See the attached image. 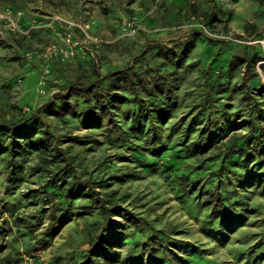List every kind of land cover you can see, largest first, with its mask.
<instances>
[{"label":"rangeland","instance_id":"rangeland-1","mask_svg":"<svg viewBox=\"0 0 264 264\" xmlns=\"http://www.w3.org/2000/svg\"><path fill=\"white\" fill-rule=\"evenodd\" d=\"M206 11L219 18L214 28L200 23ZM246 23L256 24V35L244 34ZM66 34L78 44L71 47L65 42ZM191 34L218 42L197 39L179 58L157 60L170 66L162 76L172 72L176 76L173 83L171 76L166 77L171 81L169 100L174 103L167 109L170 113L157 120L161 140L150 139L143 130L120 129L117 119L103 120V127L97 129L86 128V120L75 115L56 118L41 113L43 128L32 121V135L20 139L24 146L39 136V130L52 131L62 149L68 145L67 137L79 140L71 150L79 161L76 172L66 167L62 174L64 184L72 186L64 204L58 205L57 198L53 204L45 203L55 180L49 171L38 168L37 152L28 145L17 156L10 179L3 160L5 145L0 142V264H80L88 254L99 264H264V147L250 160L240 157L239 166L232 168L236 171H229L222 191L231 206L218 216L203 206L197 189L186 187L181 193L176 184L181 173L189 170V175L198 176V183L214 185L217 163L201 164L188 157L193 154L189 150L178 171L161 167L184 148L175 136L168 137L170 126L195 128L191 141L206 126L195 124L209 118L206 132H211L209 139L216 146L231 131H248L247 100L264 101L262 0H0V118L19 120L23 112L41 108L56 96L72 102V87H79L76 82L94 77L91 61L98 60L103 75L128 61L136 72L141 51L185 44ZM243 45L260 49L262 58L254 70L237 66L233 59ZM207 62L215 65L210 73L228 72L229 77V97L219 92L214 103L205 94ZM146 82L155 84L150 77L137 84ZM120 83L115 81L113 86ZM148 127V122H142V128ZM184 132L181 129L178 135ZM132 154L141 156L145 167L132 163ZM129 169L137 176L119 182L108 179L101 182L106 187L97 188L101 195L105 192L118 199L122 210L111 213L102 229L96 224L103 220L104 208L82 196L79 182L120 176ZM202 169L205 175L199 176ZM5 205L11 206L8 211L3 210ZM57 208L63 222L37 250L49 211ZM96 235L101 250L94 254L91 245Z\"/></svg>","mask_w":264,"mask_h":264},{"label":"trees","instance_id":"trees-1","mask_svg":"<svg viewBox=\"0 0 264 264\" xmlns=\"http://www.w3.org/2000/svg\"><path fill=\"white\" fill-rule=\"evenodd\" d=\"M262 1L264 3V0ZM196 13V8H192V14L196 15ZM201 17L202 19H200V23L212 28H214V24L219 21L216 13L212 11L203 12ZM75 30L77 31L78 29L75 28ZM242 30L248 37L256 35L258 32L256 24L253 23L244 24ZM197 39L200 41L207 40L210 44L218 42V40L215 41L212 38H207L204 34L200 36L191 34L190 39L185 44H175L171 48L159 46L151 47L143 53L141 51L140 62L136 72L129 67L130 61H128L125 62L119 70L109 71L103 75L99 72L98 60L91 61L93 64L92 73L94 77H91L90 79L88 78L87 82H76L79 84V87H72L73 94L70 98L73 99L72 102L56 96L54 97V101H52L53 98L48 100L41 108L38 107L35 110H32V112H23V117L19 120H5L0 118V142L5 145L3 148L6 152V156L3 160L6 169L9 172L10 179L16 168L17 156L20 153H23L22 151H25L23 149H27L26 146L28 145V147H31L37 152L39 159L37 163L38 168L41 171H49L51 175L53 174L52 177L54 179L52 177L51 179L55 180L52 182L53 186H49L50 192L47 194L48 198H46L45 203H49L48 205L53 204L52 201L57 198L58 205H61V203L64 204L65 200L69 199L68 195L71 193L72 186L64 184L65 180L62 174L66 170L64 169L66 167H68V170L70 169L72 173H74V171L76 172L79 161H77L76 154H72L71 150L73 148V143L79 140L67 137L68 145L62 149L58 143L59 140H57V137L52 131L39 130L38 134H40L36 139L32 142L27 141L28 144L23 142L26 146L20 142V139L32 135L30 132L33 130V120L37 122L39 128L45 127L40 119L41 116H39L41 113L48 112L56 118L75 115V118H84V120H86L85 124H88L86 128L93 129L103 127V125H101V121L103 120L107 122L108 120L112 121L117 119V127L120 129L128 127L131 128L129 130L130 132H134L137 129L140 131L143 130L144 134H147L150 139L155 138V141L156 139L161 140L162 131H159L158 133L160 126L157 125L160 119L170 113L167 109L174 103L169 100L171 98L169 85L171 84L170 80H172L173 83L176 76L172 77L173 72L162 76V73L164 74L166 69H170V66L164 65L165 62L159 63L157 60L163 59L164 61L167 60L169 62L175 58H179L184 54V51L188 50L190 47L192 48V45L195 44ZM261 58L260 49H254L247 45H243L241 53L233 57V59L236 60L237 66H243L248 71L254 70L255 64ZM207 63L208 70L206 69L204 71V79L207 85L205 94L206 97L210 99L211 103H214V101L218 99L216 98L214 100V96L219 92H222L221 97H229L230 90H227L229 77L228 72L225 74L216 72V74L213 75L209 70L211 68L213 69L215 66L213 65L214 62H211L210 64L209 62ZM167 75L172 78L168 80L166 78ZM144 77L152 78L155 84L146 85V82L142 85H138L137 82H143ZM115 81L121 83L117 87L113 86ZM73 84L74 83H72V85ZM114 90H118V92H114ZM152 92L157 93L158 96L153 95ZM260 99L251 97L247 100V105L250 106L248 112H246L248 117V131L246 133H241L236 130L231 131L225 138V141L217 146L215 143L212 144L209 139L211 132H206V126L211 124L209 118L199 120L200 123L195 124L199 125L206 123V126L204 129L198 130L195 138L191 141L189 140V136L194 132L192 129L195 128L187 126V128L181 127L178 129L174 126H170L168 129V137L175 136L176 142L180 141L183 143L184 148L175 151V154L169 156V159L161 166L164 170H168L170 167H176V171H178L177 167L180 166L181 162H184L186 152L189 150L193 154L188 157H195L201 164L205 163V165L216 166L217 163L215 170L212 172L213 176L216 177V183H214V185L198 183V176H193V174L189 175V170L182 172L181 176L176 179V184L181 190V193L185 192L187 189L186 187L197 189V197L202 200L203 206L210 208L211 214L213 212V214H217L218 216L219 213H225L229 206H231V202L228 198H224V196L226 197L227 192H224V190L222 191V187H224V180L229 171L235 172L236 170H232V168H234L235 165L237 167L239 166V158L244 157L250 160L255 151H259L260 148L264 147V110L261 108L264 101H261ZM211 105L215 106L214 104ZM225 105L226 104H222L221 107L225 108ZM220 112L221 111H218L217 113ZM153 113H156L158 118L154 117ZM34 117L37 118L34 119ZM142 122H148L149 127L142 128ZM181 129H184L185 132L178 135ZM167 140L170 139L167 138ZM126 148H128V146ZM134 152L137 151L135 150ZM178 153L181 154L179 155ZM139 154L143 155L142 153ZM134 155L135 154H132V156ZM134 157L135 160L132 161V163L138 164L140 167H145L143 166L144 159L141 156ZM241 161H243L242 158ZM126 167L130 166L127 165ZM241 167L246 168V166ZM204 171L205 169H202L199 172V176L205 175ZM136 176L137 174H135V171L129 169L120 176L103 177L100 178L99 181H96L95 179H84L79 182V185H81V188L84 190L82 196L94 199L101 204L102 208H104V218L101 222L96 224L98 227L104 229L110 221L111 213L114 214L122 211L119 207L118 199L113 198L111 194H105V192L101 195L100 192L97 191V188L106 187V185L103 186L101 182L107 181L108 179L116 180L118 182L126 181ZM106 205H108L107 208H105ZM10 207L11 206L9 205H5L3 210L8 211ZM58 212V208L54 210L50 209L48 214L49 221L45 232L42 234L41 239L36 242L38 245V248H36L37 250H40L45 246L48 238L54 234V231L63 222L62 217L57 214ZM217 216H214V218ZM217 220L218 219L216 218L214 221L216 222ZM92 241H94V243L91 247H93V252L95 254L96 250H98L97 252L101 250V238L99 235H96L93 237ZM80 264L99 263L88 254L86 259Z\"/></svg>","mask_w":264,"mask_h":264},{"label":"built area","instance_id":"built-area-1","mask_svg":"<svg viewBox=\"0 0 264 264\" xmlns=\"http://www.w3.org/2000/svg\"><path fill=\"white\" fill-rule=\"evenodd\" d=\"M125 24H131L130 22H125ZM11 26H12V30H16V25L11 22ZM65 42H67L68 44H70V46H76L78 44V41L75 40L71 34H66V38H65ZM71 54H73V52H70Z\"/></svg>","mask_w":264,"mask_h":264}]
</instances>
